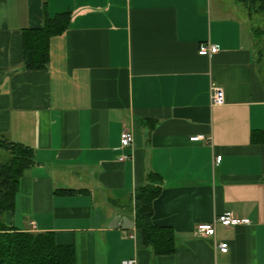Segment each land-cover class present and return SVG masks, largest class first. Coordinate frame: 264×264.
Listing matches in <instances>:
<instances>
[{
	"label": "crops",
	"instance_id": "1",
	"mask_svg": "<svg viewBox=\"0 0 264 264\" xmlns=\"http://www.w3.org/2000/svg\"><path fill=\"white\" fill-rule=\"evenodd\" d=\"M63 12L47 66L27 68L25 31ZM251 18L235 0H0V137L35 159L4 225L53 232L73 264H264V69ZM202 44L219 49L201 55ZM152 181L171 253L137 225V190ZM225 212L249 222L196 232Z\"/></svg>",
	"mask_w": 264,
	"mask_h": 264
},
{
	"label": "trees",
	"instance_id": "2",
	"mask_svg": "<svg viewBox=\"0 0 264 264\" xmlns=\"http://www.w3.org/2000/svg\"><path fill=\"white\" fill-rule=\"evenodd\" d=\"M247 9L249 16L264 15V0H235ZM69 13L45 16L44 25L25 31L24 60L27 68H44L49 61L50 38L68 27ZM262 66L264 30L253 28ZM262 44V45H263ZM0 147L7 158L0 161V216L13 210L21 177L34 162V152L28 146L0 137ZM161 191L155 181L140 187L136 194L137 225L143 231L144 242L156 253H171L175 249V232L153 221V202ZM75 249L55 241L53 232H27L4 225L0 218V264H73Z\"/></svg>",
	"mask_w": 264,
	"mask_h": 264
},
{
	"label": "built area",
	"instance_id": "3",
	"mask_svg": "<svg viewBox=\"0 0 264 264\" xmlns=\"http://www.w3.org/2000/svg\"><path fill=\"white\" fill-rule=\"evenodd\" d=\"M218 46L214 44H202L199 49V54L201 55H210L218 51ZM212 103L214 105H220L225 102V91L224 89L217 85L216 83H212ZM134 136L133 133L125 130L121 135V147H129L133 142ZM204 136H193L191 138L192 141H199L203 140ZM126 155L122 156L121 158H125ZM221 160V156H217L215 161L219 162ZM249 219L247 218H240L233 215L231 212H225L223 214H219L213 218L211 222H202L196 226V232L198 234L204 236H215L216 235V228L218 224L223 226H235L242 223H248ZM217 248L222 252H227L229 250L228 242H221L217 244ZM123 264H137V259H128L124 260Z\"/></svg>",
	"mask_w": 264,
	"mask_h": 264
},
{
	"label": "rangeland",
	"instance_id": "4",
	"mask_svg": "<svg viewBox=\"0 0 264 264\" xmlns=\"http://www.w3.org/2000/svg\"><path fill=\"white\" fill-rule=\"evenodd\" d=\"M240 5H242V4H240ZM250 20L253 24V28L262 26V28L264 30V15L262 13H260V14L255 13ZM262 44H263V41L259 42V46L264 49V44L263 45ZM262 65H263L262 68L264 69V62L262 63Z\"/></svg>",
	"mask_w": 264,
	"mask_h": 264
}]
</instances>
